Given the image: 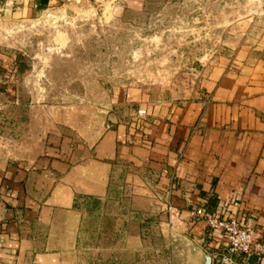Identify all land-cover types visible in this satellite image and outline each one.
<instances>
[{
  "label": "rangeland",
  "instance_id": "rangeland-1",
  "mask_svg": "<svg viewBox=\"0 0 264 264\" xmlns=\"http://www.w3.org/2000/svg\"><path fill=\"white\" fill-rule=\"evenodd\" d=\"M260 4L0 0V142L7 133L35 148L45 138L39 122L64 121L70 124L61 128L66 143L78 146L91 125L136 127L172 105L207 98L211 82L229 67L252 61L233 56L239 35L264 34V26L241 24L264 19ZM215 68L220 75L212 74ZM142 109L147 114L140 117ZM134 183L119 170L103 200L82 201V264H171L176 258L162 233V205L149 202L148 188Z\"/></svg>",
  "mask_w": 264,
  "mask_h": 264
},
{
  "label": "crops",
  "instance_id": "crops-1",
  "mask_svg": "<svg viewBox=\"0 0 264 264\" xmlns=\"http://www.w3.org/2000/svg\"><path fill=\"white\" fill-rule=\"evenodd\" d=\"M241 24L264 26V19ZM238 39L233 57L252 61L229 67L211 82L207 98L172 105L141 125H91L78 146L66 143L61 128L70 124L64 121L39 122L45 138L35 148L6 133L0 142V264H82V201L103 200L119 170L137 189L148 188L149 202L162 205V233L179 252L171 264H206L205 256L211 264H264L259 256L230 258L225 235L192 215L204 208L239 216L264 233V34L245 32Z\"/></svg>",
  "mask_w": 264,
  "mask_h": 264
},
{
  "label": "built area",
  "instance_id": "built-area-1",
  "mask_svg": "<svg viewBox=\"0 0 264 264\" xmlns=\"http://www.w3.org/2000/svg\"><path fill=\"white\" fill-rule=\"evenodd\" d=\"M138 114L143 117L147 112L142 109L138 111ZM236 205L239 204L236 203ZM192 215L195 219L205 220L207 226L225 235L230 258L237 254L264 257V233L251 225L242 223L239 216L223 218L208 213L204 208L197 209Z\"/></svg>",
  "mask_w": 264,
  "mask_h": 264
},
{
  "label": "water",
  "instance_id": "water-1",
  "mask_svg": "<svg viewBox=\"0 0 264 264\" xmlns=\"http://www.w3.org/2000/svg\"><path fill=\"white\" fill-rule=\"evenodd\" d=\"M206 257V264H211V257L210 256H205Z\"/></svg>",
  "mask_w": 264,
  "mask_h": 264
}]
</instances>
